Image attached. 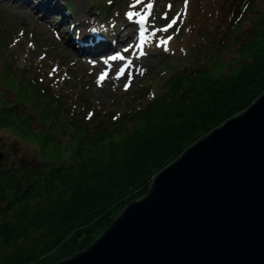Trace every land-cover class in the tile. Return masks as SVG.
I'll return each instance as SVG.
<instances>
[{
  "label": "trees",
  "instance_id": "obj_1",
  "mask_svg": "<svg viewBox=\"0 0 264 264\" xmlns=\"http://www.w3.org/2000/svg\"><path fill=\"white\" fill-rule=\"evenodd\" d=\"M218 1L226 13L218 33L182 35L186 64L142 108L130 104L118 114L95 108L79 117L58 84L0 42V127L36 144L34 162H0V264H49L81 249L146 191L153 173L264 90V0ZM49 12L71 16L58 0ZM147 92L141 87L139 95Z\"/></svg>",
  "mask_w": 264,
  "mask_h": 264
},
{
  "label": "water",
  "instance_id": "obj_2",
  "mask_svg": "<svg viewBox=\"0 0 264 264\" xmlns=\"http://www.w3.org/2000/svg\"><path fill=\"white\" fill-rule=\"evenodd\" d=\"M52 264H264V90Z\"/></svg>",
  "mask_w": 264,
  "mask_h": 264
},
{
  "label": "rangeland",
  "instance_id": "obj_3",
  "mask_svg": "<svg viewBox=\"0 0 264 264\" xmlns=\"http://www.w3.org/2000/svg\"><path fill=\"white\" fill-rule=\"evenodd\" d=\"M53 1L0 0V15L4 17L0 20V42L17 54L21 61L28 59L34 73L42 78L50 77L53 84H58L67 100L75 101L72 108L79 117L87 116L88 109L98 108L99 112L111 115L123 112L130 104L142 108L152 94L161 91V85L168 75L186 64L188 59L184 55L183 37L195 33L197 36L208 27L217 34L219 26L226 22V13L219 7L218 0H198L196 15L190 20V14L197 7V0H153L149 25L152 23L154 27H163L168 22L162 19L165 13L169 19L179 16L181 24L170 29L168 33L155 32L150 28L149 42L144 34L145 25L138 24L136 19L130 21L127 18L130 11L144 10L143 5L130 7L135 0H58L60 4L65 3L71 9V16L64 17V20L58 13L49 12V2ZM168 1L170 4H167ZM144 2L147 3L148 0ZM217 8L221 9V13L215 15L212 11ZM70 19L73 21L71 25L68 24ZM179 21L177 18V23ZM248 25L247 20L238 31L246 30ZM72 28L74 33L70 31ZM177 34L181 35L177 37ZM169 35L172 39L168 44L158 46L160 40ZM98 40H106L107 48L100 51L81 48L86 42L92 46ZM233 45L237 44L234 42ZM94 52L105 53L98 55ZM231 53H235L234 48L227 49L224 57H229ZM110 55L123 56L124 59L113 60ZM7 59L10 62L17 61L11 56ZM13 68L16 69L15 64ZM2 70L4 67L0 63V71ZM105 73L106 78L101 79ZM126 84L129 85L127 88ZM144 86H148L147 94L139 95L141 87ZM5 87L6 85H0L1 93ZM5 93L9 100H14V91L11 88H7ZM22 106L20 104L19 109L27 112ZM16 131L12 127H0V162L6 166L34 162L36 144L20 138ZM53 262L55 260L49 264Z\"/></svg>",
  "mask_w": 264,
  "mask_h": 264
},
{
  "label": "snow or ice",
  "instance_id": "obj_4",
  "mask_svg": "<svg viewBox=\"0 0 264 264\" xmlns=\"http://www.w3.org/2000/svg\"><path fill=\"white\" fill-rule=\"evenodd\" d=\"M137 5H143L144 10L141 11H130L127 13V18L131 21L133 19H136V22L138 24L141 25H147L150 23L149 18L152 16V9L154 7V3L153 0H148L147 3L144 2V0H135V3L130 5V7L135 8ZM169 7H171V5H169ZM162 19L167 20L168 22L160 28H155V32H163V33H168L170 29H173L174 26L177 23V18L176 17H172L171 19H169L167 13L164 14V16L162 17ZM143 34V32H141V35ZM172 39V37L169 35L164 39H161L158 46H165L168 44V42ZM125 51H127V49H125ZM117 58L123 60L124 57L123 56H113L111 57V59L116 60ZM121 74H123V70H121ZM107 74H103L101 76V79L106 78ZM129 85H125V87L127 88Z\"/></svg>",
  "mask_w": 264,
  "mask_h": 264
}]
</instances>
